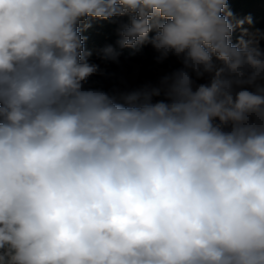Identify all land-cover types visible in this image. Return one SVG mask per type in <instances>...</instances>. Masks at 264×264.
Listing matches in <instances>:
<instances>
[{
  "label": "clouds",
  "instance_id": "9594fccd",
  "mask_svg": "<svg viewBox=\"0 0 264 264\" xmlns=\"http://www.w3.org/2000/svg\"><path fill=\"white\" fill-rule=\"evenodd\" d=\"M228 4L0 0V264H264V50ZM125 16L183 66L122 104L80 26Z\"/></svg>",
  "mask_w": 264,
  "mask_h": 264
},
{
  "label": "rangeland",
  "instance_id": "374dc122",
  "mask_svg": "<svg viewBox=\"0 0 264 264\" xmlns=\"http://www.w3.org/2000/svg\"><path fill=\"white\" fill-rule=\"evenodd\" d=\"M121 25V24H120ZM260 48L264 50V37ZM99 66V72L88 78L84 85L85 89L100 90L110 96L132 92H140L153 87H161L160 81L163 77L171 75L182 68V63L175 55H169L161 60L159 53L152 47L145 53L144 57L124 59H103L95 63ZM196 84L208 83L210 76L196 79ZM167 100L166 90L161 88L160 95L153 96L152 102Z\"/></svg>",
  "mask_w": 264,
  "mask_h": 264
},
{
  "label": "trees",
  "instance_id": "16d2710c",
  "mask_svg": "<svg viewBox=\"0 0 264 264\" xmlns=\"http://www.w3.org/2000/svg\"><path fill=\"white\" fill-rule=\"evenodd\" d=\"M228 7L233 12L236 20L251 17L252 23L243 25V29H247L248 33L244 38H256L260 44L264 37V0H229ZM127 22L128 18L125 16L113 17L109 20L89 18L81 24V35L86 38L84 42L85 52L90 53L87 57L89 63L95 64L100 60L106 59L105 49L109 46L114 50L116 59L144 57L148 49L152 48L150 44L139 45L135 48L122 47L120 44V24ZM84 23H88L91 26L84 28ZM150 35H154V32L150 33ZM241 35L242 29L236 28L231 38L232 42L234 44L237 43ZM125 96V93H121L112 97L115 98L116 102L126 104Z\"/></svg>",
  "mask_w": 264,
  "mask_h": 264
}]
</instances>
